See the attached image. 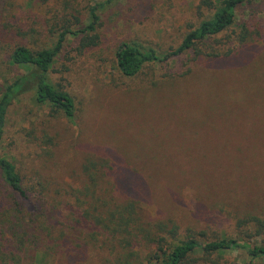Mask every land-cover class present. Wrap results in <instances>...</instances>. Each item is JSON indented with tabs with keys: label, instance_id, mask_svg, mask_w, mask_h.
I'll list each match as a JSON object with an SVG mask.
<instances>
[{
	"label": "rangeland",
	"instance_id": "1",
	"mask_svg": "<svg viewBox=\"0 0 264 264\" xmlns=\"http://www.w3.org/2000/svg\"><path fill=\"white\" fill-rule=\"evenodd\" d=\"M201 1L121 0L102 14L98 49L79 53L73 42L65 45L50 77L75 101L72 122L35 105L29 93L13 101L1 154L15 164L49 219H67L65 227L55 224L53 235L61 232L71 252L82 254L77 259L30 251L23 264L144 260L153 237L170 242L172 225L180 239L191 230L199 243L222 236L245 239L239 232L259 242L250 237L252 225L238 229L236 224L264 217V0H244L218 36L219 46L211 43L232 48L227 59L186 63L183 56L149 65L131 79L114 68L115 51L125 41L176 48L191 28L213 15L220 0H210L209 8ZM64 2L68 12L79 10L81 19L95 3L0 0V87L13 76L2 62L15 46L37 49L56 40ZM187 69V76L180 75ZM188 116L189 134L180 129ZM75 196L83 204L77 206ZM122 209L143 238L122 242L112 220L128 218L126 212L119 215ZM84 211L90 217L75 222ZM97 216L109 229L93 221ZM194 257L196 264L248 263L243 251L212 256L198 251Z\"/></svg>",
	"mask_w": 264,
	"mask_h": 264
},
{
	"label": "trees",
	"instance_id": "2",
	"mask_svg": "<svg viewBox=\"0 0 264 264\" xmlns=\"http://www.w3.org/2000/svg\"><path fill=\"white\" fill-rule=\"evenodd\" d=\"M95 3L87 6L84 19L79 10L68 12V4H62L65 11L62 17V25L59 28L56 40L48 47L32 49L24 45H17L9 53L3 65L11 70L13 76L11 80H5L0 87V264H23L26 253L30 251H42L44 254L64 256L71 258L75 256L82 259V254L71 252V247L67 246V238L60 232L59 236L53 235L55 224L65 227L67 219H49L42 206L37 205V199L31 198L34 193L23 184L22 177L15 164L1 154L2 142L7 123V114L13 101L24 93H29L31 101L37 106H47L54 113L61 115L67 121L72 122L76 117V104L73 97L64 91L58 84H55L50 72L57 56L65 45L73 42L79 53L98 49L101 45V17L108 8L116 6L121 0H93ZM244 0H220L218 7L210 18L200 21L197 27L191 28L182 38L176 48L160 50L152 46L143 44L136 40L125 41L120 44L114 56V68L124 78H135L149 65H165L183 59L186 63L199 58L227 59L233 54L232 48H217L221 42L218 38L232 24L235 18L236 8ZM201 5L209 8L212 6L210 0H202ZM214 7V5H213ZM212 7V8H213ZM73 12V13H71ZM76 13V14H74ZM74 21L73 23L67 17ZM240 43H244L245 36H239ZM215 44V45H211ZM182 61V60H181ZM185 63V66H186ZM187 69L182 76H187ZM232 99L233 96L229 94ZM180 129L183 133L189 134L192 125L190 117H185ZM189 130L187 131V129ZM180 150H177V153ZM94 184V183H93ZM130 185V184H129ZM129 185H126L128 188ZM132 189L135 186L132 185ZM1 189H5L7 195ZM85 189V187H84ZM11 194V196L9 195ZM38 195V193H35ZM87 194V192H86ZM16 196L21 199L19 201ZM75 200L78 205L83 204L79 197ZM119 215L127 210L122 209ZM115 212L110 215L115 216ZM132 214V213H131ZM2 215V216H1ZM53 215V212L51 213ZM100 215V214H98ZM90 217L87 211L78 215L74 220L80 223ZM101 217V215H100ZM93 219L102 225L106 231L109 226L101 218ZM113 220L114 227L119 235H123L122 242L129 244L132 239H140L138 234L142 231L140 226L131 225L133 221L129 219ZM69 221V220H68ZM252 225L254 235L259 242H249L247 233L239 232L241 237L222 236L215 240L199 243L191 230L185 231V237H178V227L172 225L167 230L170 238L156 236L152 238V245L149 247L147 256L144 260L123 259L115 261L114 264H196L198 259L194 257L196 252L201 251L206 256L223 253L227 251H243L248 257L247 264H254L258 260H264V217L249 216L239 219L236 227L241 229L243 226ZM136 232V233H135ZM145 237H147L145 235ZM36 264V263H32Z\"/></svg>",
	"mask_w": 264,
	"mask_h": 264
}]
</instances>
